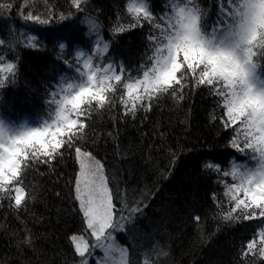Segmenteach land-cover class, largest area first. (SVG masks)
Listing matches in <instances>:
<instances>
[{
    "label": "trees",
    "instance_id": "obj_1",
    "mask_svg": "<svg viewBox=\"0 0 264 264\" xmlns=\"http://www.w3.org/2000/svg\"><path fill=\"white\" fill-rule=\"evenodd\" d=\"M197 2L209 14L211 32L218 0ZM129 3L86 0L77 11L72 0H0V67L10 62L16 66L14 76L3 74L8 80L0 88V114L13 127L26 120L51 122L56 105L49 106L48 101L54 92L59 99L60 89L68 83L81 82L76 67L83 70L89 54L99 69L98 78L109 65L108 76L121 75V82L105 80L114 90L104 94L103 104L94 99L81 106L83 115L71 113L77 120L75 134L62 137L66 142L57 152L46 157L29 151L22 160L19 179L26 198L19 208L14 191L11 197L0 193V264H81L71 238L83 236L95 243L76 200L77 148L101 166L115 206L114 221L129 217L131 207L141 209L131 214L124 230H109L126 249L128 264H264L259 254L264 247L260 242L264 217L256 209V218L242 219V209L231 211L235 202L225 195V185L235 181L223 172L233 164L254 161L232 147L236 133L222 123L227 119L222 98L209 86L197 85L188 73L183 86L174 83L132 109L136 96L144 93L141 88L127 96L124 84L142 80L151 68L156 42L149 37H160L161 29L143 19L140 26L129 28L134 23ZM146 3L155 19L171 13L181 0ZM29 14L48 23L26 20ZM88 21L97 25L96 30ZM159 22L163 27L164 21ZM118 27L125 30L114 31ZM57 32L76 42L62 52L49 39ZM29 37L35 47L27 46ZM76 51L85 53L79 65ZM62 56L76 67L69 68ZM259 63L264 77V59ZM208 163L221 171L205 167ZM237 199H243V193ZM229 214L234 219H226ZM250 242L255 245L251 250ZM86 257L88 264H95L91 255Z\"/></svg>",
    "mask_w": 264,
    "mask_h": 264
},
{
    "label": "snow or ice",
    "instance_id": "obj_2",
    "mask_svg": "<svg viewBox=\"0 0 264 264\" xmlns=\"http://www.w3.org/2000/svg\"><path fill=\"white\" fill-rule=\"evenodd\" d=\"M82 3H86V0H72L77 11L82 10ZM218 3L211 32L208 31L209 14L200 8L197 0H181L180 4L173 5L171 13L155 19L146 0L129 3L127 11L134 20L129 28L140 26L143 19L154 28L161 29V35H150L149 39L156 42L155 54L150 57L152 66L144 71L142 80L124 84L125 95L132 96L142 88L144 95L136 96L132 104L134 110L137 103L145 97L151 99L153 93L166 92L174 83L183 86L181 81L191 73L197 85H207L213 95L221 97L225 109L223 115L227 118L222 123L226 129L232 128L236 133L231 141L232 147L254 161V164H233L230 170L223 172V176H231L235 181L225 185V195L235 202L231 211L242 209V219L251 220L257 216L256 209H259V216L264 217V77L258 71L259 61L264 59V0H218ZM25 19L48 23L47 19L31 14ZM160 20L164 21L163 27ZM88 23L90 29L96 30L94 22ZM124 30L123 27L114 29ZM49 39L59 44L62 52L76 42L73 36L59 32ZM27 46H36L32 37H29ZM107 48L108 45L104 44L103 50ZM82 57H85L84 52H75L76 65L81 63ZM61 58L69 68L76 67L66 56ZM82 64L83 70L76 67L81 82L68 83L60 89L63 95L59 99L54 92L53 99L48 101L49 106L56 105L55 117L51 122L45 120L35 127L15 128L7 127L0 120V193L7 192L11 197L14 191L13 199L17 208L26 198L19 177L21 162L28 158L29 151L32 156L39 154L51 157L66 142L62 137L67 135L71 139L75 134L77 120L71 118V113L75 111L77 115H83L81 106L94 99L103 104L104 94L114 90L111 84L105 85V80L121 82V75H107L111 65L105 69V75L98 78L99 69L95 67L90 54L83 59ZM15 71L16 66L11 62L0 67V88L5 87L8 80L3 74L7 72L14 76ZM83 126L79 125L81 129ZM76 152L79 158L80 149L77 148ZM83 155L87 160L80 161L81 171L75 180L76 200L79 201L86 229L95 243H90L83 236H73L71 239L75 252L82 258L81 264H88L86 253L90 256L96 248L105 253L97 264H128L126 249L115 243L113 232L109 230H124V223L131 222L133 218L131 214L141 209L139 206L131 207L129 217L121 216L119 221H114L115 206L102 168L98 162L91 161L88 153ZM205 167L218 173L221 171L219 166L211 163ZM240 193H243V199H237ZM125 207L128 208V205ZM226 219L234 218L229 214ZM260 237L261 244H264V230H261ZM254 246L252 242L247 245L249 250ZM259 254L264 256V247L260 248Z\"/></svg>",
    "mask_w": 264,
    "mask_h": 264
},
{
    "label": "rangeland",
    "instance_id": "obj_3",
    "mask_svg": "<svg viewBox=\"0 0 264 264\" xmlns=\"http://www.w3.org/2000/svg\"><path fill=\"white\" fill-rule=\"evenodd\" d=\"M132 2H133V0H130V3H132ZM0 120H3L4 123H5V125L7 127H13V125L11 123L7 122L6 120H4L2 118L1 114H0ZM38 124H40L38 121H35V120H26V122L23 123L21 126H24V127H35V126H38ZM81 160H85V161L87 160V158L84 157V155L82 153H81V156L78 158L79 164H80V161ZM80 171H81V169H80ZM80 171H79V173H80ZM93 171H95V169H93ZM102 175H103V172H102ZM78 205H79V201H78ZM114 240H115V238H114ZM115 243H116V241H115ZM104 255H105V253H104V251L102 249L96 248V251H93V254H91V259H94L95 260V264H97V261L102 260L104 258Z\"/></svg>",
    "mask_w": 264,
    "mask_h": 264
}]
</instances>
